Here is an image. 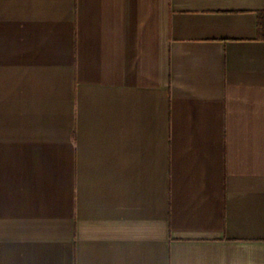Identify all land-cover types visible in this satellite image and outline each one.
I'll list each match as a JSON object with an SVG mask.
<instances>
[{"label": "crops", "instance_id": "crops-1", "mask_svg": "<svg viewBox=\"0 0 264 264\" xmlns=\"http://www.w3.org/2000/svg\"><path fill=\"white\" fill-rule=\"evenodd\" d=\"M0 264H264V0H0Z\"/></svg>", "mask_w": 264, "mask_h": 264}]
</instances>
